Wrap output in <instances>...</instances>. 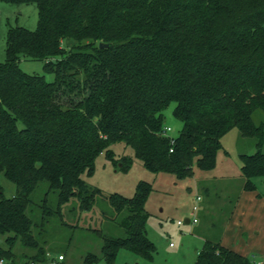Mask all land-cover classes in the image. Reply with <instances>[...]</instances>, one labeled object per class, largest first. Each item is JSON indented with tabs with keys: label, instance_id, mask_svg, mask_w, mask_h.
Segmentation results:
<instances>
[{
	"label": "trees",
	"instance_id": "obj_1",
	"mask_svg": "<svg viewBox=\"0 0 264 264\" xmlns=\"http://www.w3.org/2000/svg\"><path fill=\"white\" fill-rule=\"evenodd\" d=\"M0 2L39 9L35 31L9 28L0 62V175L17 187L8 197L0 184V263H16L18 242L31 251L22 253L25 264L66 256L51 248L53 228L78 227L96 207L103 192L85 176L99 155L128 169L133 161L116 154L118 143L147 170L182 181L195 168L214 170L222 138L237 128L257 141L254 153L240 154L243 190H257L254 180L264 176V0ZM23 59L44 61L55 79L24 72ZM172 103L183 122L177 137L163 134ZM153 190L142 180L132 197L103 195L114 214H101L107 226L94 229L101 255L87 253L85 264H115L121 249L153 259L146 228ZM196 264L255 259L223 245L221 234L206 236Z\"/></svg>",
	"mask_w": 264,
	"mask_h": 264
},
{
	"label": "rangeland",
	"instance_id": "obj_2",
	"mask_svg": "<svg viewBox=\"0 0 264 264\" xmlns=\"http://www.w3.org/2000/svg\"><path fill=\"white\" fill-rule=\"evenodd\" d=\"M39 25V9L35 2L11 4L0 2V62L6 60L7 32L11 27H25L35 31ZM21 69L29 74L46 75L49 81L55 79L54 73H46L44 61L23 59ZM165 125L171 130L168 135L177 137L183 127V122L175 116V103L170 104L164 111ZM19 125H22L20 122ZM256 139L244 137L237 128L230 130L223 138L224 149L219 152L218 164L212 171H201L195 168V175L182 181L173 176L159 174L147 170L142 162L134 156L131 147H124L122 143L113 146L117 155L126 154L133 161L127 170L118 166L103 153L96 160V167L92 175L85 176L89 185L102 190L103 195L120 193L132 197L137 191L140 181L153 183L154 190L147 200L149 216L146 228L149 238L155 243L157 251L153 259H145L127 250L121 249L115 264H196L198 253L203 246L200 233L216 237L224 231L225 224L243 189L244 177L241 172L242 161L240 154H252L256 151ZM257 192L264 199V176L255 178ZM0 184L8 197L16 193V184L0 175ZM44 195V194H43ZM40 195V196H43ZM99 194L96 207L90 213H84L79 220L78 227L58 225L53 228L50 245L53 251L66 253L65 261L70 264H85L87 253L101 255L103 239L94 229H105L107 224L100 218L103 212L111 216L113 208ZM39 196V197H40ZM197 196L201 200L197 202ZM249 197L245 196L243 207ZM203 208L200 212L198 224H187L186 218L194 217V204ZM264 212V204L261 206ZM249 209V208H248ZM73 218V217H72ZM70 224L76 221L71 219ZM183 222L182 225L178 221ZM242 225L245 235L238 237L239 225ZM111 235H120V231H109ZM264 216L260 214L245 215L238 221L228 225L224 240L230 247L246 256H254L255 264H264ZM0 237V242H2ZM16 263L25 264L24 252H31L16 246ZM3 264H13L5 260ZM96 264H105L100 261Z\"/></svg>",
	"mask_w": 264,
	"mask_h": 264
},
{
	"label": "crops",
	"instance_id": "obj_3",
	"mask_svg": "<svg viewBox=\"0 0 264 264\" xmlns=\"http://www.w3.org/2000/svg\"><path fill=\"white\" fill-rule=\"evenodd\" d=\"M219 156V155H218ZM218 164V163H217ZM245 179V178H244ZM244 183H245V180H244ZM243 183V185H244ZM245 196L246 197H249L250 199H247L246 202L250 203V204H246L244 207L242 206L243 205V201L245 199ZM203 200L201 201L200 203V206H199V211L202 210L203 208V204H202ZM264 204V199L260 196V194L257 192V190H253V191H247V190H241L240 194H239V197L236 201V205L234 206L233 210L231 211V215L230 217L228 218V222L225 224V227H224V231L222 233V244L229 247V248H232L228 245V243H226V241L224 240L225 238V235H226V232H227V228H228V225L231 223V222H235V220H239L241 219L242 217H244L245 215H251V214H260L261 216H264V212H260L261 211V208H259V205H263ZM249 208V209H248ZM198 218V222L194 223L192 221V219H189V218H186V219H189V222H186V219H185V222L187 224H198L200 222V212L199 214L196 216ZM180 221V220H179ZM179 221H178V224H179ZM183 224V223H182ZM182 224H179V225H182ZM237 225H239V232H238V237H241L242 234L245 235L246 232L243 231V228H242V225L240 224V222H237ZM200 235L202 236L203 238V245H204V242H205V239H206V235L200 233ZM264 237V236H263ZM203 247V246H202ZM233 249V248H232ZM235 250V249H234ZM241 253V252H240ZM243 254V253H242ZM244 255V254H243Z\"/></svg>",
	"mask_w": 264,
	"mask_h": 264
},
{
	"label": "built area",
	"instance_id": "obj_4",
	"mask_svg": "<svg viewBox=\"0 0 264 264\" xmlns=\"http://www.w3.org/2000/svg\"><path fill=\"white\" fill-rule=\"evenodd\" d=\"M171 130L170 127L165 126L163 130L164 135H168V132ZM201 200V196H197V202ZM199 210V204L195 203L194 204V217L192 221L194 223L198 222V218L195 216V213ZM183 222L180 220L179 224H182ZM48 260L46 262H38V261H31L29 264H60L64 259L65 256L64 254H59V255H52L51 253L47 254ZM0 264H3L2 262Z\"/></svg>",
	"mask_w": 264,
	"mask_h": 264
},
{
	"label": "water",
	"instance_id": "obj_5",
	"mask_svg": "<svg viewBox=\"0 0 264 264\" xmlns=\"http://www.w3.org/2000/svg\"><path fill=\"white\" fill-rule=\"evenodd\" d=\"M100 46L101 47H108V44L107 43H100ZM186 222H189V219H186Z\"/></svg>",
	"mask_w": 264,
	"mask_h": 264
}]
</instances>
